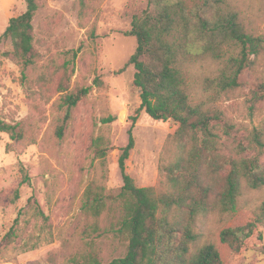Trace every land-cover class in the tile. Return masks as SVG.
<instances>
[{
    "label": "trees",
    "instance_id": "1",
    "mask_svg": "<svg viewBox=\"0 0 264 264\" xmlns=\"http://www.w3.org/2000/svg\"><path fill=\"white\" fill-rule=\"evenodd\" d=\"M25 1V12L12 17L0 35V43L11 40V54L21 65L24 80L39 57L33 19L41 7L38 0ZM103 1L80 0L79 16L85 20ZM146 1L126 32L137 39L136 51L119 70L134 66L133 82L141 97L119 156L123 185L117 193L107 189L106 158L113 146L105 134L97 135L91 150L99 161L82 203L87 230L113 231L127 242V252L105 261L90 247L67 264H222L209 221L236 214L247 190H264V124L242 129L218 104L241 85L243 72L264 51V36L247 31L236 0ZM90 36L96 37L95 27ZM78 54L79 49L66 51L59 68L63 74L58 88L63 93L58 106L64 112L59 137L72 111L92 91L86 85L70 89L65 81L75 71ZM94 84L102 86L103 81L96 77ZM260 101L264 80L252 91L251 107ZM142 110L154 120L178 123L166 142L157 186L139 187L127 172L126 162L135 147L133 126ZM23 129L21 122L9 124L0 118V130L14 140L24 137ZM105 217L110 222L102 227ZM259 226H264V200L253 209L251 220L224 227L220 241L240 252ZM258 237L262 239L261 232Z\"/></svg>",
    "mask_w": 264,
    "mask_h": 264
},
{
    "label": "rangeland",
    "instance_id": "2",
    "mask_svg": "<svg viewBox=\"0 0 264 264\" xmlns=\"http://www.w3.org/2000/svg\"><path fill=\"white\" fill-rule=\"evenodd\" d=\"M38 1L41 7L33 25L39 57L26 71V80L11 54V40L0 43V118L9 124L21 122L24 128V137L18 140L0 130V264H67L90 247L110 261L126 254L127 242L110 230L89 232L82 203L99 161L91 150L97 135L105 134L113 146L106 158L107 189L117 193L123 185L119 156L128 143L141 97L133 82L134 66L119 70L136 51L137 39L126 32L147 1L104 0L85 20L79 16L80 0ZM236 4L247 31L264 36V0H236ZM26 8L25 0H0V35L10 19ZM94 27L96 37L92 38ZM73 49H79L75 71L65 81L70 89L86 85L92 91L72 111L59 137L57 129L64 116L58 106L63 93L58 88L63 74L59 68L65 52ZM96 77L102 86L94 84ZM262 80L264 51L243 72L241 85L218 102L225 116L242 129L264 124V101L251 107L252 91ZM110 116L115 119L102 122ZM177 127L173 120H154L140 112L133 126L135 147L126 162L137 186L159 184L163 151ZM263 200L264 190H247L236 214L209 221L208 231L222 264H264V226L257 228L240 252L220 241L224 227L251 220L253 209ZM109 222L105 217L100 224L105 227Z\"/></svg>",
    "mask_w": 264,
    "mask_h": 264
},
{
    "label": "water",
    "instance_id": "3",
    "mask_svg": "<svg viewBox=\"0 0 264 264\" xmlns=\"http://www.w3.org/2000/svg\"><path fill=\"white\" fill-rule=\"evenodd\" d=\"M125 117V115L124 114H122V118H124Z\"/></svg>",
    "mask_w": 264,
    "mask_h": 264
}]
</instances>
